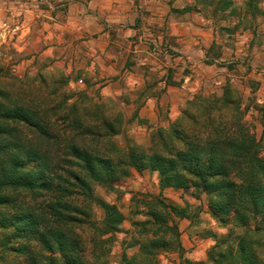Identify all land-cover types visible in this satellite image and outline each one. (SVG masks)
<instances>
[{
    "label": "rangeland",
    "instance_id": "1",
    "mask_svg": "<svg viewBox=\"0 0 264 264\" xmlns=\"http://www.w3.org/2000/svg\"><path fill=\"white\" fill-rule=\"evenodd\" d=\"M0 103L41 115L49 144L21 127L24 138L56 157L70 159L74 145L127 170L92 188L122 216L95 263L244 264L238 250L249 245L264 264L259 218L221 220L200 190L162 189L156 171L128 167L132 154L170 158L183 137L206 143L217 131L246 143L241 175L264 163V0H0ZM156 201L180 212L168 210L164 227L149 216ZM89 206L100 229L102 206ZM80 238L95 243L88 228ZM149 240L163 244L143 255Z\"/></svg>",
    "mask_w": 264,
    "mask_h": 264
},
{
    "label": "trees",
    "instance_id": "2",
    "mask_svg": "<svg viewBox=\"0 0 264 264\" xmlns=\"http://www.w3.org/2000/svg\"><path fill=\"white\" fill-rule=\"evenodd\" d=\"M33 129L49 144L51 138L41 115L21 106L0 103V264H97L94 250L99 248L102 234H114L122 216L114 206L98 201L93 195L95 185L109 187L126 176L121 162L94 155L74 145L67 147L70 159H60L42 143L34 144L24 138L22 128ZM109 127V126H108ZM114 131L113 127H110ZM217 138L202 143L198 136L183 137V149L172 157L131 155L128 167L139 171L149 169L159 175L162 189L200 190L209 197L211 214L221 220L243 226L247 217L259 218L264 236V163L249 167L241 175L243 165L239 155L247 152L246 143L233 142L229 135L217 131ZM221 137V138H220ZM228 137V138H224ZM232 138V136H231ZM18 191L15 199L5 195ZM25 192L43 205L30 208L18 195ZM77 200L88 209L78 207ZM99 202L104 217L101 228L91 220L90 203ZM161 211H151L154 225L164 227L167 212L174 207L156 201ZM163 213V214H162ZM258 226V225H257ZM92 231L90 250L83 246L80 236ZM172 236L175 228H167ZM105 241L109 242L110 238ZM161 241L149 240L141 248L149 252L162 246ZM239 247L244 264H262L258 253L249 245ZM6 254L5 256L2 254ZM124 261L135 264V259Z\"/></svg>",
    "mask_w": 264,
    "mask_h": 264
},
{
    "label": "crops",
    "instance_id": "3",
    "mask_svg": "<svg viewBox=\"0 0 264 264\" xmlns=\"http://www.w3.org/2000/svg\"><path fill=\"white\" fill-rule=\"evenodd\" d=\"M126 6L128 7V4H127V3H126ZM101 13H105V12H101ZM118 13H119V12H118ZM103 17H107V18H109L108 16H106V15H104V14H103ZM106 20L109 21L110 19H109V20L106 19Z\"/></svg>",
    "mask_w": 264,
    "mask_h": 264
}]
</instances>
